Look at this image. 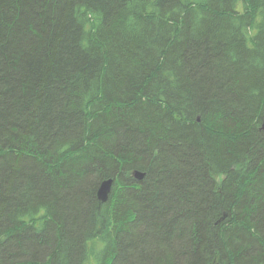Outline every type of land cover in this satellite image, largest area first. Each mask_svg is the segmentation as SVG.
Wrapping results in <instances>:
<instances>
[{
  "label": "trees",
  "instance_id": "16d2710c",
  "mask_svg": "<svg viewBox=\"0 0 264 264\" xmlns=\"http://www.w3.org/2000/svg\"><path fill=\"white\" fill-rule=\"evenodd\" d=\"M263 116L264 0H0V264H264Z\"/></svg>",
  "mask_w": 264,
  "mask_h": 264
},
{
  "label": "water",
  "instance_id": "95a60500",
  "mask_svg": "<svg viewBox=\"0 0 264 264\" xmlns=\"http://www.w3.org/2000/svg\"><path fill=\"white\" fill-rule=\"evenodd\" d=\"M263 124L262 127L264 128V118H263ZM134 175L136 178L141 179L143 177V173H141L140 171H135ZM112 183H113V179L109 178V179H105L103 180L96 191V195L99 198V200L105 201L108 197V193L112 187Z\"/></svg>",
  "mask_w": 264,
  "mask_h": 264
},
{
  "label": "bare ground",
  "instance_id": "6f19581e",
  "mask_svg": "<svg viewBox=\"0 0 264 264\" xmlns=\"http://www.w3.org/2000/svg\"><path fill=\"white\" fill-rule=\"evenodd\" d=\"M263 118H264V116H263ZM263 118H262V121H263ZM262 124H263V122H262ZM262 124H261V129H264L263 127H262ZM135 172V171H134ZM134 172L132 173L133 174V176L135 177V175H134ZM142 173V172H141ZM136 178V177H135ZM138 179V178H137ZM111 190V189H110ZM110 192V191H109ZM109 194V193H108ZM108 198V197H107ZM107 200V199H106ZM105 200V201H106Z\"/></svg>",
  "mask_w": 264,
  "mask_h": 264
},
{
  "label": "clouds",
  "instance_id": "9594fccd",
  "mask_svg": "<svg viewBox=\"0 0 264 264\" xmlns=\"http://www.w3.org/2000/svg\"><path fill=\"white\" fill-rule=\"evenodd\" d=\"M135 169V168H134ZM133 170V169H132ZM132 170H131V173H132ZM131 173H130V175H131Z\"/></svg>",
  "mask_w": 264,
  "mask_h": 264
}]
</instances>
